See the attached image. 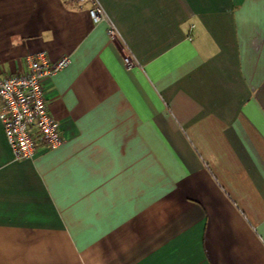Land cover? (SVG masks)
Listing matches in <instances>:
<instances>
[{
	"label": "crops",
	"instance_id": "0c3cea01",
	"mask_svg": "<svg viewBox=\"0 0 264 264\" xmlns=\"http://www.w3.org/2000/svg\"><path fill=\"white\" fill-rule=\"evenodd\" d=\"M97 2L0 0V78L70 59L56 148L0 122V264H264V0Z\"/></svg>",
	"mask_w": 264,
	"mask_h": 264
},
{
	"label": "built area",
	"instance_id": "2783aa9c",
	"mask_svg": "<svg viewBox=\"0 0 264 264\" xmlns=\"http://www.w3.org/2000/svg\"><path fill=\"white\" fill-rule=\"evenodd\" d=\"M90 4L88 14L93 23L107 20L97 0H79ZM107 35L113 42L120 33L108 21ZM24 73L0 78V122L15 160L29 159L44 146L56 148L62 141L59 124L49 112L44 96V79L70 63L68 56L55 61L45 51L26 56ZM126 67L134 64L130 55L123 56Z\"/></svg>",
	"mask_w": 264,
	"mask_h": 264
}]
</instances>
